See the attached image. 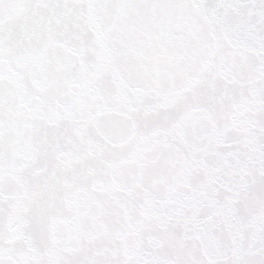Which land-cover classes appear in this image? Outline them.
Returning <instances> with one entry per match:
<instances>
[{
  "label": "snow or ice",
  "instance_id": "6c2138e0",
  "mask_svg": "<svg viewBox=\"0 0 264 264\" xmlns=\"http://www.w3.org/2000/svg\"><path fill=\"white\" fill-rule=\"evenodd\" d=\"M0 264H264V0H0Z\"/></svg>",
  "mask_w": 264,
  "mask_h": 264
}]
</instances>
